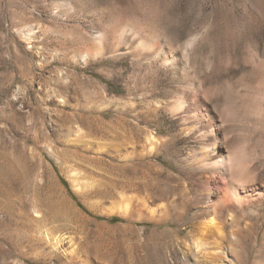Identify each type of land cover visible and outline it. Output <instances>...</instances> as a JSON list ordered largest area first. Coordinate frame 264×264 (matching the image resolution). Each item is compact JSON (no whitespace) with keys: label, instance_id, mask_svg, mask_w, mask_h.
Here are the masks:
<instances>
[{"label":"rangeland","instance_id":"rangeland-1","mask_svg":"<svg viewBox=\"0 0 264 264\" xmlns=\"http://www.w3.org/2000/svg\"><path fill=\"white\" fill-rule=\"evenodd\" d=\"M184 105L221 114L264 188V0H0V264L178 259L191 212L123 205L183 191ZM149 134L164 151L133 167ZM246 221L243 264H264V215Z\"/></svg>","mask_w":264,"mask_h":264},{"label":"bare ground","instance_id":"bare-ground-1","mask_svg":"<svg viewBox=\"0 0 264 264\" xmlns=\"http://www.w3.org/2000/svg\"><path fill=\"white\" fill-rule=\"evenodd\" d=\"M92 52L96 55L100 49L95 48ZM159 111V108L138 110L135 118L138 123L146 122L149 116L157 117ZM170 113L180 122L181 131L197 147L189 149L181 159L183 165L178 173L186 178L183 191L165 199L138 190L135 196L123 199L124 209L136 208L158 225L170 221L171 209L180 219L191 212L189 220L182 223L183 226L191 225V229L175 245L179 257L177 259L175 252H170L166 257L167 264H243L250 231L246 220L264 215V188L258 183V176L245 160L241 149L234 147L235 139L220 138L219 130L223 124L217 110L210 115L195 106L184 105ZM145 144L138 156L126 158L133 167L142 164L144 151L146 155L161 153L167 142L149 134ZM141 166L144 167V164ZM124 168H118L120 176H124ZM71 259L77 264H96L80 253Z\"/></svg>","mask_w":264,"mask_h":264},{"label":"trees","instance_id":"trees-1","mask_svg":"<svg viewBox=\"0 0 264 264\" xmlns=\"http://www.w3.org/2000/svg\"><path fill=\"white\" fill-rule=\"evenodd\" d=\"M109 221H118L119 219L117 217H111L110 219H108Z\"/></svg>","mask_w":264,"mask_h":264}]
</instances>
